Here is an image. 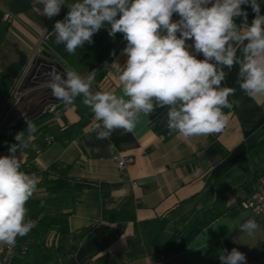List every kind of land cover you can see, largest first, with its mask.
Segmentation results:
<instances>
[{"label": "crops", "instance_id": "obj_1", "mask_svg": "<svg viewBox=\"0 0 264 264\" xmlns=\"http://www.w3.org/2000/svg\"><path fill=\"white\" fill-rule=\"evenodd\" d=\"M257 2L264 15V0ZM241 7L251 24L255 13L248 5ZM42 9L41 0H0V105L40 37H47L49 61L61 57L50 45V29L56 16L48 18ZM5 13L11 14L14 21L4 22ZM235 23L241 25L243 18H235ZM120 41L96 71L94 85L98 91L121 94L118 77L127 60L122 54L127 41ZM186 44L195 53L194 41L187 40ZM197 59H203L201 54ZM69 66L83 71L77 61ZM223 71L226 76L221 87L234 88L235 94L228 98L232 108L223 109L228 125L220 133L189 138L170 133L168 107L157 106L149 115L141 113L131 132L116 129L108 139L100 140L94 131L100 122L76 99L58 120H47L34 133L22 135L28 144L23 149L22 170L35 175L37 182L45 177L54 179L56 171L66 170L70 183L84 186L72 193V203L63 211L68 223L57 230L65 236L67 248L74 249L65 254L63 264H221L219 255L233 248L246 255L247 264H264V214L253 215L240 208V203L253 194L264 195V96L251 98L240 89L238 66L231 70L224 67ZM101 73L103 79L95 84ZM31 99L27 97L24 104ZM14 109L0 117V156L18 143L15 136L19 127L12 123L5 129ZM82 116L89 122L79 137L71 141L56 138L68 127L78 125ZM46 136H53L55 141L36 157L34 152ZM116 155L133 160L123 173L118 172L114 162ZM218 194L221 200L216 212L222 217L168 258L152 250L155 242L148 236L149 223L164 219V236L169 237L177 229L181 232L177 240L180 243L194 222L215 204ZM104 209L124 211L131 217L119 223L120 234H116L117 224L104 222ZM249 218L259 225L254 236L241 232L236 223Z\"/></svg>", "mask_w": 264, "mask_h": 264}, {"label": "clouds", "instance_id": "obj_2", "mask_svg": "<svg viewBox=\"0 0 264 264\" xmlns=\"http://www.w3.org/2000/svg\"><path fill=\"white\" fill-rule=\"evenodd\" d=\"M41 3L42 14L52 18L59 15L65 0ZM242 5L255 13L251 24ZM67 6L69 11L55 22L53 33L69 54L86 42L92 44L93 35L106 25L110 37L123 33L127 41L119 95L92 92L94 70L87 77L56 67L46 73L56 100L69 105L77 96L83 97V104L100 122L94 127L97 139H108L116 129L131 132L138 116L151 114L157 106L168 107L170 133L189 138L222 132L228 125L223 109L232 108L228 98L235 94L234 88L221 87L224 67L238 66L237 83L247 96H264V15L257 0H75ZM173 14L180 19L174 22ZM237 17L243 18L241 25L235 23ZM187 40L194 41L195 53L189 51ZM198 54L204 58L197 59ZM22 115L29 133H34L36 126L27 114ZM15 140L18 143L9 146V155L0 156V243L8 245L33 227L26 220L25 205L37 191L35 175L21 170L28 144L22 133ZM236 223L248 236L259 228L254 218ZM219 260L247 264L246 255L237 248L225 249Z\"/></svg>", "mask_w": 264, "mask_h": 264}, {"label": "trees", "instance_id": "obj_3", "mask_svg": "<svg viewBox=\"0 0 264 264\" xmlns=\"http://www.w3.org/2000/svg\"><path fill=\"white\" fill-rule=\"evenodd\" d=\"M74 2L75 0H72L71 4ZM68 11L69 9L66 8L65 5H63L61 7V11L59 15H57L54 18L52 27L50 29L51 32L50 45L58 52H60L62 59L68 65L74 66L75 62L77 61L80 68H82V70L85 73H90L93 70L97 71V69L101 66V64H103L106 61L108 56L118 45L119 39H121L119 33H117L115 38L113 39L108 35L110 26L106 25L105 27L101 28L99 32L93 35L92 44H88L86 42L82 48H77L75 53L69 54L66 51L65 46L63 44L56 43V37L55 34L53 33L55 22L57 20H63ZM102 79H103V74L101 73L99 74L95 84H97L98 82L100 83L101 82L100 80ZM92 86L96 91H98V86L94 84ZM48 93H51L50 88L44 86L42 89L30 93L29 96L30 97L32 96V98L33 97L37 98V101L39 100L44 101V100H49L53 97ZM77 101L79 102V104H81L84 110L88 111L89 107L83 104L82 96H79L77 98ZM28 106L34 108L33 107L34 101H30ZM50 118L51 116L47 114L44 115L37 114L34 118L31 119V122L37 128L45 121L50 120ZM13 120L14 119H11L9 121L11 123H8V125H12ZM88 122H89L88 119L85 116H82L78 125L68 127L60 136L56 138L62 139L63 141H71L80 136L82 128L86 126ZM17 131L19 133H22V135L24 136L29 135L30 133L27 128V122L20 125ZM5 155H9V152L5 151L4 156ZM29 168L30 170L32 169V167ZM55 173H56V177L54 179H48L45 177V179H42L39 182H37V187L44 189L46 197L48 198H55L57 196H61L62 200H64L66 203L65 208L58 213L51 214L50 212L44 210L40 200L32 199V198L29 199V201L25 205L27 208L26 220H30L32 222L33 227L31 228L28 234H26L23 237H17L16 239V242L27 247L28 252L23 257H17L12 264H30L28 263L29 247L26 243H30L29 246L35 248V257H34L35 262H41V264H49L50 261V253H48L49 251L45 252L41 244L39 243L33 244V242L37 241V239L39 240L43 239L44 236H47L49 233L53 231H57L60 226L67 225L68 215L63 211L69 208L70 204L72 203V199H71L72 193L80 190L81 188H84V186L81 184L70 183L69 179L67 178L66 170L56 171ZM219 198L220 196L218 194V199L216 200L215 204L203 216H201L200 219L194 222L190 230L187 232L185 238L180 243H178L177 240L180 238L181 232L177 229L169 237L164 236V226L166 223L164 219H162L161 221H156L154 223L153 222L149 223L148 236L152 238L155 242L152 250L154 252H161L164 258H168L174 253L181 251L185 247L187 242L196 233L200 232L206 226H208L218 218L222 217V214L216 212V207L218 206L221 200ZM130 219L131 217H129L124 211H107L105 209L103 211L104 222H106L107 224H117L116 234L121 233V230H118L121 229L119 223L128 221ZM59 235L61 240L64 242V246H65V247L62 246V248L60 249L66 250L64 251V254L73 253L74 251L73 247L67 248L68 244L67 245L65 244V240H66L65 236L61 233Z\"/></svg>", "mask_w": 264, "mask_h": 264}, {"label": "built area", "instance_id": "obj_4", "mask_svg": "<svg viewBox=\"0 0 264 264\" xmlns=\"http://www.w3.org/2000/svg\"><path fill=\"white\" fill-rule=\"evenodd\" d=\"M71 1L72 0H65L66 8H68L67 5L71 4ZM172 18L176 20L180 19V17L177 14H173ZM3 21L6 23H11L12 21H14V17L9 13H5L3 17ZM119 36L121 38L120 41L121 43L122 40L124 39V34L119 33ZM46 43H47V37L45 36L40 37L38 41V45L36 46L32 55L27 59L22 70L13 80L11 87L9 88L7 94L5 95L0 105V117L4 116L10 108L15 107L23 100H25L24 98L27 96L29 92H32L36 89L45 86V85H39L37 87H33V85L37 82V80L40 77L47 76L46 75L47 72L43 73V71L41 70V66L43 65L39 63L40 61H47L48 63L50 62L53 63L54 65L58 64L60 68H57L56 66H52V67H56L57 70L60 72H64L65 70L71 69V67L59 56L55 57V62L46 59L45 57L47 53ZM201 56L203 57L202 54ZM37 64L39 65L40 68L36 70V72L33 74L32 77H30L34 67ZM88 74L89 73L82 76L87 77ZM91 91L95 92L93 86L91 88ZM78 97L79 96H77L75 100ZM75 100L73 101V103L69 105H65L63 102L58 101L54 97H52L51 99L47 100V103L44 105V107L40 109L39 115H44V114L50 115L51 116L50 120L56 121L64 114V111L67 108L74 105ZM54 141L55 140L53 136L44 137V144L34 152L35 156L36 157L40 156L44 152V150L49 148L54 143ZM114 162L116 164L118 172L123 173L128 168V166H130L133 163V160L130 157H122L116 155L114 156ZM22 171L27 173V171L25 170ZM240 208L243 210L250 211L253 215H263L264 195L262 193L253 194L248 200L240 203ZM27 252H28L27 247L19 244L18 242H15L14 245L0 243V264H12L17 257H23L27 254Z\"/></svg>", "mask_w": 264, "mask_h": 264}, {"label": "rangeland", "instance_id": "obj_5", "mask_svg": "<svg viewBox=\"0 0 264 264\" xmlns=\"http://www.w3.org/2000/svg\"><path fill=\"white\" fill-rule=\"evenodd\" d=\"M75 71H77V70H75ZM77 72L81 76L86 74L84 71H82V72L81 71H77ZM42 88H39V89H42ZM39 89H36L34 91H37ZM34 91L29 92L24 99L29 97L30 93H33ZM48 94L52 95V93H48ZM23 101L25 102L26 100H23ZM23 101L15 106V109L12 112V116H11L12 119H14L13 120V124H15L17 126V128L20 125H22L23 123L26 122V120L24 119L22 114H27V116L31 120L37 114H39L40 109L42 107H44V105L47 103V100H44V101L43 100H39V101H37V98L33 97L30 101H34V106L33 107L36 109L35 110L34 108L29 107L30 105L28 106L30 101L27 104H24ZM7 127H9V125L8 126L6 125L5 129H8ZM31 198L40 200L41 205L43 206L44 210L50 212L51 214H55V213L60 212L61 210H63L65 208V204H66L65 201L62 200L61 196H57L55 198L46 197L44 189L38 188V187H37V191L33 194V196ZM34 243L41 244V246L44 248L45 252L49 251L48 252V253H50L49 264H63L64 256H65L64 251H66V250H61L60 249V248H62V246H64V242L61 240L60 235L57 233V231H53V232L49 233L47 236H44L43 239H40V240L37 239V241L33 242V244ZM26 244L29 247V254H28L29 260H28V263H30V264H41V262H35L34 261L35 248L30 247L29 246L30 243H26Z\"/></svg>", "mask_w": 264, "mask_h": 264}, {"label": "water", "instance_id": "obj_6", "mask_svg": "<svg viewBox=\"0 0 264 264\" xmlns=\"http://www.w3.org/2000/svg\"><path fill=\"white\" fill-rule=\"evenodd\" d=\"M45 57H46V59L49 58L48 55H45ZM39 63L43 65V66H41V70L43 71V73L48 72L52 66H56L57 68H60L58 64L54 65L53 63H50V62L48 63L47 61H40ZM38 64L34 67L30 77H32L33 74L36 72V70L40 68ZM48 80H49V78L47 76L40 77L37 80V82L33 85V87H37L39 85H48Z\"/></svg>", "mask_w": 264, "mask_h": 264}]
</instances>
